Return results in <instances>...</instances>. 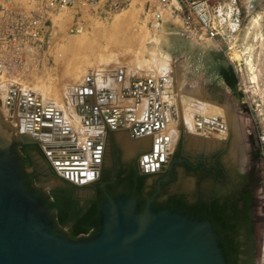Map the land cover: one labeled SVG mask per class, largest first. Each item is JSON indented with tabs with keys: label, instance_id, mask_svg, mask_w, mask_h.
I'll return each mask as SVG.
<instances>
[{
	"label": "rangeland",
	"instance_id": "rangeland-1",
	"mask_svg": "<svg viewBox=\"0 0 264 264\" xmlns=\"http://www.w3.org/2000/svg\"><path fill=\"white\" fill-rule=\"evenodd\" d=\"M143 4L144 0H129L122 7L112 10L109 14L100 13L98 8L94 9V14H87L83 17L86 26L81 33L59 34L58 41L51 52L55 64L54 75L48 79H41V81L36 83L46 88L49 92H55V96H50L49 100L46 98L44 102H49L51 105L55 104V102H57L56 105L61 103V108L67 109L68 106H66V100H63L62 92L74 85L81 84L88 73L93 76L105 77L104 79L108 76L115 78L118 75V83H122L124 86H129L133 78H151L155 80L156 75L159 76L160 73L153 70V67L150 66L151 63L149 62L153 56L151 52H163L168 57L172 70V80H170L171 83H168L166 89L167 97L171 102L174 101L172 104L173 106L175 105L174 108L178 111L180 120H178L179 123L171 126L170 121L172 120L165 122V126L162 128L164 135H170L172 130H176L175 137L172 140V143H174L167 150V161L163 164L164 167L148 173V178L150 179L156 172L165 170L173 157L180 154L192 162L200 160L204 168L209 166L218 167L221 171V176L216 178L214 176L216 175L215 173L209 175L203 171L185 174L181 172L180 167H177V175L172 189L185 193L190 199L197 197H222L227 195L228 191L237 185L240 174L247 171L248 168L254 169L256 178L254 193L257 196L256 210L258 214V223L255 229L256 264H264V144L259 138L261 133L264 132V17L255 23L253 21L247 22L249 17H244L243 24L246 28L243 29V35L228 54L234 60L232 66L237 76V97L244 103L239 104L238 100L231 97L227 89H222L223 103L218 104L216 101L208 100L209 95L206 93V87L210 86L209 83L216 81L215 73L212 72L216 61L224 59L227 63L229 59L223 51L217 50L209 42L197 44L181 36L177 21L173 17H166L160 31L156 34H151L147 29L148 17L143 9ZM155 39H157V43L154 41ZM142 42L146 46V50L142 52V61H140L137 57L141 52ZM235 53L238 58L234 57ZM249 54L252 59L253 73L246 64V58H248ZM137 59L142 63H139ZM146 63L148 64L146 65ZM207 72L211 74L203 83ZM251 74L255 76L254 82L251 81ZM121 98H118L116 103L119 104V100H121L123 103L119 105L126 110L129 105L127 104L126 106L124 104L126 99ZM206 100L215 103L212 104L213 106H209L211 111L208 113L207 111L203 112L202 108H198L199 106L208 107L204 105ZM211 107H214L213 110ZM57 108L60 107L58 106ZM222 109L227 111L224 122L229 124V130L226 131L223 138L219 137V133H215V131L203 133L204 136L199 133L194 134L195 132H188L184 126L183 117L185 115L190 117L196 114L208 116L222 113ZM242 109H246L247 112H242ZM197 110L202 111V113ZM189 111H192L191 113L193 114ZM4 115L6 116L7 114ZM0 116L1 119L3 117L2 121L4 123L10 125L3 115L0 114ZM234 123L238 127L240 126V131L244 137L245 154L241 162H237L231 156ZM15 126L8 133L7 140L10 143L19 142L22 135ZM246 129L252 130L253 143L260 150L261 158L256 162L250 159V144L246 141L244 135L246 134ZM117 132L118 130H111L107 133L106 139L109 137L113 138L122 149V157L124 159L132 157L136 160L138 168L143 170L141 168V158L143 155L152 152L153 145L156 143V135L151 134V137L149 136L147 148H137L135 153L133 151L127 157L124 154ZM122 132L124 133L122 135L124 137L127 136L128 139L127 137L126 139L130 141L141 138L139 136L138 138L130 139L127 128ZM23 136L25 137V135ZM189 136L194 137L196 140H201L205 137L204 139L210 142H217V146L210 150L199 148L189 150L186 147V139ZM33 159L38 171L45 170L47 164L52 165L48 158L41 159L34 155ZM53 183V179L40 175L39 185L44 189L50 187ZM89 183L88 180L82 183V186L86 187Z\"/></svg>",
	"mask_w": 264,
	"mask_h": 264
},
{
	"label": "water",
	"instance_id": "water-1",
	"mask_svg": "<svg viewBox=\"0 0 264 264\" xmlns=\"http://www.w3.org/2000/svg\"><path fill=\"white\" fill-rule=\"evenodd\" d=\"M151 103L150 99L148 111L142 113L144 121L130 126L132 137L159 125L158 121L147 122L152 116ZM87 108L88 113H96L95 106ZM109 115L103 112L107 122ZM101 120L102 116L96 113L93 122ZM20 142L35 141L20 136ZM165 142L160 137L152 152L143 155L142 173L155 171ZM89 144L96 149L93 158L100 157V142ZM12 145L0 118V264H226L209 221L151 208L159 186L142 210L134 198H112L106 193V201L100 207V228L92 237L70 239L53 230L43 207L17 174ZM177 161L171 160L168 168Z\"/></svg>",
	"mask_w": 264,
	"mask_h": 264
},
{
	"label": "built area",
	"instance_id": "built-area-1",
	"mask_svg": "<svg viewBox=\"0 0 264 264\" xmlns=\"http://www.w3.org/2000/svg\"><path fill=\"white\" fill-rule=\"evenodd\" d=\"M128 1L0 0L2 104L6 114L15 115L16 129L18 120L23 119L25 128L33 129L36 133L53 134L59 131L60 109L52 107L49 102L43 103L37 96L38 92L29 86L54 75L55 64L51 52L60 35L81 33L86 26L83 17L94 14V9L109 14ZM143 9L148 17L146 25L151 34L160 31L166 17H173L181 36L197 44L211 43L217 50L223 51L233 65L234 60L228 54L246 28L243 19L249 17L247 22L254 19L257 22L264 17V0H144ZM24 85L29 88L20 89ZM73 88L75 91L67 96L77 101L75 109L87 112L88 106H95L97 113L101 108L100 98L107 93L102 90L92 93L94 76L88 73L83 82ZM65 92H62V97L67 101ZM82 95L92 98L78 100ZM94 116L95 112L91 113L85 125L88 120L89 124H97L93 122ZM61 131L67 134V129ZM259 138L264 144V132ZM32 140L42 147L55 168L42 142L34 138Z\"/></svg>",
	"mask_w": 264,
	"mask_h": 264
},
{
	"label": "flooded vegetation",
	"instance_id": "flooded-vegetation-1",
	"mask_svg": "<svg viewBox=\"0 0 264 264\" xmlns=\"http://www.w3.org/2000/svg\"><path fill=\"white\" fill-rule=\"evenodd\" d=\"M212 72L215 73L216 81L209 83L210 86L206 87V93L209 95L208 100L216 103H223V95L222 89H227L231 97L238 100L239 104H243L237 97V76L235 70L230 62H225L224 59H219L214 64V68ZM211 73L207 72L204 76L203 83H205L206 79L209 78ZM206 100L204 102L205 105L209 106L211 104H215ZM217 105V104H216ZM226 110L222 109V113H217L216 115H209L203 121V125L206 128L211 127L212 131H216L219 128L223 127L220 124L219 115H226ZM242 112H247V110L242 109ZM209 118V119H208ZM212 124V125H211ZM215 124V125H214ZM211 125V126H210ZM214 126V127H213ZM217 126V128H216ZM111 129H107L104 134L103 143L101 146V155H100V165L97 171L96 176L92 177L89 180V185L86 187L82 186V183L75 182L72 179L66 178L58 174V172L54 169V167L50 164L46 165V169L43 171H38L33 156L37 155L41 159L48 158L44 150L40 148H36L33 146H24L26 143H21L20 141H14L12 144V150L14 159L17 167V174L19 178L22 180L25 189L31 193V195L36 198V200L43 207L45 216L48 221L51 223L53 230L58 232H63L70 239H78V238H88L95 235L100 228V207L106 201V193L110 197H118L120 195H125L124 183L129 180L130 185L127 187L130 198H134L136 200L137 208L142 210L146 200L158 189V192L155 194L152 202H162L166 198H168L172 194H185L183 192L175 191L172 189V185L175 183V177L177 175V167L181 168V172L185 174H194L199 171H203L211 175H214L216 178L221 176V171L216 166H209L207 168L203 167V164L200 160H196L195 162L190 161L188 158L177 154L173 157L172 160H178L177 162H173L171 168H167L163 171L156 172L150 179L148 177L144 178L141 182L140 186H137L136 176L142 173L138 168L136 160L131 158L124 159L122 157V149L118 145V143L113 138L106 139V135L110 132ZM245 139L250 144V150L253 143V132L251 129H246ZM225 140V139H224ZM229 140V139H227ZM251 159V155H250ZM252 172L251 168H248L247 171L240 174L237 185L232 187L228 194L239 191L244 192L245 199L244 202L242 199H237L236 207L238 211L237 217V228L238 235L236 239L238 241L245 242L249 240L248 247L245 245L246 251L243 255H241V262L239 264H256V237H255V229L258 223V214L256 210V200L257 196L254 191L250 190L247 184H243V177L247 176L246 183L249 180L250 174ZM40 175L47 176L54 180V183L51 184L50 187L44 189L39 185ZM246 189V190H244ZM154 192L146 198L143 207H141L138 203L139 196L144 198L145 195L151 191ZM138 191H140L139 194ZM126 196V195H125ZM186 198L189 201L190 199L188 195ZM222 196V197H225ZM57 197L58 200L69 207H65L66 210L70 209V214H64L61 216L62 222H59L57 217V209L52 208L50 203L54 198ZM150 203V206H151ZM92 207L97 208V218L96 220H92L90 226H80L76 227L77 221L83 217ZM153 209V207L151 206ZM155 210V209H153ZM157 210H170L167 208H160ZM171 211V210H170ZM173 212V211H172ZM69 216V217H68ZM75 233V234H74Z\"/></svg>",
	"mask_w": 264,
	"mask_h": 264
},
{
	"label": "bare ground",
	"instance_id": "bare-ground-1",
	"mask_svg": "<svg viewBox=\"0 0 264 264\" xmlns=\"http://www.w3.org/2000/svg\"><path fill=\"white\" fill-rule=\"evenodd\" d=\"M255 22H256V19L253 20V23H255ZM154 41L157 43V39H155ZM140 48H141V52H140V54L137 53V54H139V56L137 55L138 57L137 56L136 57L140 61H142L141 60L142 59L141 58L142 52L146 50V46L143 44V42H142V45ZM151 54L153 55L152 60L150 62L149 61L148 62L151 63L150 66L153 67V70L158 71V73H160L159 76L156 75L157 77L155 76L156 77L155 80L151 79V78L150 79L149 78L148 79L147 78L133 79L134 80L133 81L134 86L132 87V85L130 83L129 88H127V89L125 88L123 90V93H124V95L122 96L123 98H121L119 95L121 93L118 94V92H120V90L116 93L117 96H115V94H114L115 93L114 91L115 90L117 91V88L121 85L120 83H118V75L115 78L108 76V77H106V79H104L105 77L102 78L101 76H94V88L92 90V93L96 94L97 91L102 90V92H103V90H107L108 94H110V96H108V97L111 98V99H109L111 103H112V101L116 102L118 100V98L126 99L124 104L126 106H127V104L129 106H131V107L128 106L126 110H124V108H122L120 106L117 108H113L112 110H109V111L108 110L99 111V109H98L97 114L102 116V120L100 122H97V124H89L90 122L88 120L87 125H85L84 122H85L86 118L88 119L91 116V113L86 112L84 109L83 110L82 109H79V110L75 109L76 108L75 105L77 104V101L73 97L67 96L68 93H72L73 91H75V88H73L74 87L73 86L71 88V89H73L72 91H71V89H69L70 91H68V89H67L66 93H65V95L68 99L66 102L69 104L67 109L61 108L62 107L61 103L56 105L57 102H55V104L52 105V107H58V106L60 107V108H58L61 111L60 122H59L60 123L59 131H56V132L52 131L53 134H41L40 133L41 131H38V133H36L33 129H26L25 128V121L23 119H21V120L19 119L18 124H17L19 133H21L22 135H25V138H29V139L34 138V139L42 142V144L48 150V152L50 154V159L52 160L53 164L55 165L57 172L59 174H62L64 177L72 179L78 183H84V182L90 180L92 177L95 176L96 172L98 171V168L100 165V157L93 158L92 155H93V153H96V149H94L89 144V142L95 141L97 143L99 141L100 144L102 145L103 139H104V134H105V131L107 129L118 130V132H117L118 133V139L120 140V142L122 144V148L124 150V154L127 157H129L133 151L135 153V149L137 150V148H142V149L147 148L148 141H149V138L151 137L150 136L151 134L156 135V140L159 139L160 137L165 139L166 142L163 144V148L161 151L162 159H158L157 165L154 167V170L161 169L162 167H164L163 164L167 161L166 160L167 150L174 143V142L172 143V140L175 137V132H176V130L175 131L172 130L170 135H164L162 132V130H163L162 128L165 126L166 121L172 120V121H170V126H171L175 123H179L178 120H180V119L178 116V111L175 110V108H174L175 105L173 106V104H172V102H174V101H172V102L170 101V99L167 97V92H166V89L168 87V83L170 82V80H172V70L170 67L169 59L161 51L151 52ZM234 57L238 58V55L235 53ZM138 59H137V61H138ZM140 61H138V62L142 63ZM145 61H147V60H145ZM147 64L148 63H146V65ZM246 64L248 65L249 69L253 73L254 71L252 68V59H251L250 54L248 55V58H246ZM82 72H83V70H82ZM94 72H93V74H94ZM121 77H122V75H121ZM109 79H110V81H108ZM107 81L110 83H108ZM251 81L252 82L255 81V76L252 74H251ZM29 87L38 92L37 96L39 97V99L43 103H45L44 100L46 98L49 100L50 96H55V92H53V91L49 92L48 90H46V88L41 87V86L37 85L36 83L33 84V86H29ZM29 87L24 85V86H21L20 89H26ZM126 87H127V85H126ZM2 90H3V83L0 80V114L3 115L4 119H6V121H9V124L11 125V127H10V125H8V124L4 123V121H2L3 126H4V130H5V134L7 135L6 139H8V133L16 125L15 124V115L13 113L10 116L8 114L6 116L4 115V114H6V111L4 110V107L2 104ZM132 91H134V95H132ZM118 95H119V97H118ZM106 96H107V94H106ZM87 97H88V99L92 98L90 95L89 96L88 95L87 96L82 95L81 98L78 100H82V99L84 100ZM100 99H101V101L99 100L100 103H104L105 97L101 96ZM150 99L152 101V103H151V105H152L151 106L152 116L149 120H147V122L153 123L155 121H158L159 125L156 128H150V129H147L146 131H144L142 134L139 135V136H141V138L138 140H133V141L127 140L128 137L125 134V136L127 137V139H126V137H124V135H122V134H124L122 131L125 130L126 128L129 131L130 126L134 122L144 121L142 113L144 111H148ZM119 101H118L119 104L123 103L121 100H119ZM106 102H107V100H106ZM114 102H113V104H114ZM105 106H109V105H105ZM209 106L208 107H205V106L200 107L199 106L198 108H202L201 110L203 112L207 111V113H208L209 111H211ZM102 107L103 106H101V108ZM113 107H115V106H113ZM213 108L211 107L212 110H213ZM104 109H106V108H104ZM104 111H107L108 114H110L109 115V117H110L109 122L104 120V117H103ZM187 111H188V109H187ZM197 111H200V110H197ZM202 111H200V112L202 113ZM189 112L191 113L192 111H189ZM191 114H193V113H191ZM95 115H96V113H95ZM155 115H156V118H155ZM202 115L196 114V115H193L192 117H190L189 115L188 116L183 115L184 116L183 117L184 126L188 130V132H195L194 134H196V133L197 134L198 133L199 134L211 133V131H212L211 125L212 124L210 125L211 126L210 129H209V127L208 128L205 127L206 124L203 125L204 119L206 117H209V115L208 116H204V115L202 116ZM212 115H216V114H212ZM223 115L220 114L218 116L220 119V124L223 127L219 128L218 130L215 131V133L216 132L219 133V137L221 136L222 138L225 136L226 131L229 130L228 129L229 124L224 122L225 116H223ZM7 119H10V120H7ZM1 120H3V117ZM176 121H178V122H176ZM168 126H169V124H168ZM233 127H232L233 128V131H232L233 136H232V143H231V156L233 158H235V160L237 162H241L243 160V157L245 154L244 137L242 135V132L240 131V129H241V128H239L240 126L238 127V125L235 124ZM63 128L67 129V131H66L67 134L63 133L64 131H61V129H63ZM216 128H217V126H216ZM187 130H186V132H187ZM139 136L132 137L130 135V131H129V138L130 139H135L136 137L138 138ZM203 136H204V134H203ZM201 138H202V136H201ZM204 138H202L201 140H196V139H194V137L189 136L186 139V147L189 150H193L196 148L204 149V150H210V149H213V147L217 146V142H213V141L210 142L209 140L204 139ZM156 140H155V142H156ZM96 143H95V145H97ZM62 151H65V152H62ZM97 154H98V156L101 155V148H100V150L97 151ZM141 159H142L141 160V168L144 169L145 162L143 161V156ZM70 172L72 174H70Z\"/></svg>",
	"mask_w": 264,
	"mask_h": 264
},
{
	"label": "trees",
	"instance_id": "trees-1",
	"mask_svg": "<svg viewBox=\"0 0 264 264\" xmlns=\"http://www.w3.org/2000/svg\"><path fill=\"white\" fill-rule=\"evenodd\" d=\"M24 146L26 147L33 146L36 148H40L37 143H26L24 144ZM250 155H251V160L253 162L258 161L261 158L260 150L254 144H252L251 146ZM254 174H255V170L252 169L249 180L246 183H244L247 180L246 179L247 176H244L242 183V185L247 184V186L252 191H254V188L256 187V178ZM148 176H149L148 173L136 176L135 178L138 183L137 186H140L144 178ZM129 185H130V181L127 180L124 183V186L126 187L124 189V193L126 196H129V192L127 190V187ZM139 192L140 191H138V193ZM153 192L154 190L149 191L144 198H141L139 196L138 203L141 207H143L146 198L149 197ZM243 193L244 192L236 191L225 197H218V196H213L210 198L197 197L194 198L192 201H189L186 198L185 194H172L162 202H157V201L152 202L151 206L155 210L160 208H167L173 212H177L186 216L197 218L199 220L209 221L217 237L218 245L222 249L226 264H239L241 262L240 256L243 255L246 251L245 245H247L248 247V244L250 243L249 240L243 242V241H238L236 239V236L238 235V228H237L238 211L236 207V201L237 199H242L244 200V202L247 201ZM50 206L52 208L57 209L58 220L59 222H62V220H64L61 217L64 214L63 211H65L66 208L69 207V205L66 204L63 205V203H61L58 200V198L55 197L54 200L51 201ZM64 206L66 208H64ZM70 209L71 207L69 208V210H66L68 211L65 212L66 215L70 214ZM96 218H97V208L92 207L83 217H81L77 221L76 227L87 226L88 228L91 224V221L96 220Z\"/></svg>",
	"mask_w": 264,
	"mask_h": 264
},
{
	"label": "crops",
	"instance_id": "crops-1",
	"mask_svg": "<svg viewBox=\"0 0 264 264\" xmlns=\"http://www.w3.org/2000/svg\"><path fill=\"white\" fill-rule=\"evenodd\" d=\"M133 79H134V78H133ZM120 84H121V85H120L121 87L119 86V87L117 88V91H116V90L114 91V92H115L114 94H115V96H117L116 93L120 90V92H118V94L121 93V94H119V95L122 97V96L124 95L123 90H124L125 88H126V89L129 88V86H127V87L125 86V87H124V86L122 85V83H120ZM140 86H141V85H140ZM142 86H143V85H142ZM143 87H144V86H143ZM103 92H106V93H107V96H105V97H107V98H105L104 103H101V106H103V107L100 108L99 111H102V110H108V111H109V110H112L113 108H117V107L120 106L119 104H117V103L114 102V101H112V103L110 102L109 99H111V98L108 97V96H110V94H108L107 90H103ZM119 95H118V97H119ZM122 98H123V97H122ZM106 100H107V102H106ZM105 102H106V103H105ZM113 102H114V104H113ZM108 103H109V104H108ZM110 104H111V105H110ZM115 104H116L117 106H116ZM105 105H109V106H105ZM101 106H99V107H101ZM111 106H112V107H111ZM113 106H115V107H113ZM107 107H108L109 109H108ZM110 107H111V108H110ZM104 108H106V109H104Z\"/></svg>",
	"mask_w": 264,
	"mask_h": 264
}]
</instances>
